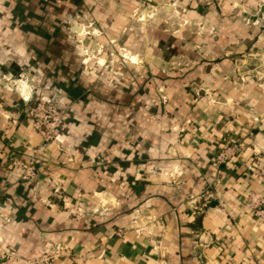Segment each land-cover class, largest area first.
<instances>
[{"label":"crops","instance_id":"obj_1","mask_svg":"<svg viewBox=\"0 0 264 264\" xmlns=\"http://www.w3.org/2000/svg\"><path fill=\"white\" fill-rule=\"evenodd\" d=\"M1 2L24 64L0 53V264L56 245L52 264H264L245 205L264 195V0ZM40 93L64 112L55 144Z\"/></svg>","mask_w":264,"mask_h":264},{"label":"built area","instance_id":"obj_2","mask_svg":"<svg viewBox=\"0 0 264 264\" xmlns=\"http://www.w3.org/2000/svg\"><path fill=\"white\" fill-rule=\"evenodd\" d=\"M261 27H264V23ZM262 40L264 41V35ZM83 61L87 63L88 58H85ZM29 113L33 120L32 124L41 135L45 145L55 144L62 138L64 112L59 102H56L50 96L40 93L34 97L33 103L29 106ZM237 150V146L223 148L215 156L216 163L222 164L227 162ZM12 163L21 170L22 178L28 180L36 178V171L33 165L18 159L13 160ZM150 172L156 173L157 170L151 169ZM259 178L264 182V174L259 175ZM245 205L251 209L254 216L260 220H264V195L261 192H251L245 199ZM63 252L64 248L56 245L37 257L35 262L39 264H52ZM13 257V254L8 252L0 253V259H4V262L11 261Z\"/></svg>","mask_w":264,"mask_h":264},{"label":"rangeland","instance_id":"obj_3","mask_svg":"<svg viewBox=\"0 0 264 264\" xmlns=\"http://www.w3.org/2000/svg\"><path fill=\"white\" fill-rule=\"evenodd\" d=\"M2 2H1V0H0V8H1V4ZM2 9V8H1ZM0 12H1V14H2V11L0 10ZM0 19H2L1 18V16H0ZM13 26V25H12ZM8 26H6L5 24H4V22L1 20L0 21V53L4 50H6L5 52L7 53V55L6 56H9L10 58H11V60H14V61H16V62H19V54H18V48H17V45H18V43L19 42H22V40H20V38L19 37H17V36H14L13 34H11L9 37L7 36H4L3 35V33H2V30H4V29H6ZM84 48V47H83ZM90 55H95V56H93L92 57V60H94L95 62H96V64H98V62H100L99 61V58L98 57H100V54H97L96 52L95 53H92V54H90ZM88 58V61H90L89 60V56H88V54L87 53H82V55H81V59H85V58ZM82 60V61H83ZM24 60H21V62H19V63H21L22 65L24 64V62H23ZM87 61V62H88ZM20 64V65H21ZM87 64V63H86ZM88 71H90V73H93L94 75H98V73L97 72H93V70L91 69V68H88ZM22 73H24V72H20V74L19 75H23V76H26L25 74H22ZM18 75V74H17ZM22 76V77H23ZM19 77V76H18ZM21 77V76H20ZM19 77V78H20ZM6 83H7V85H8V87H10L11 89H16L17 88V84H15V85H10V81H13V78L11 79V78H7L6 80ZM9 82V83H8ZM35 97V96H34Z\"/></svg>","mask_w":264,"mask_h":264}]
</instances>
